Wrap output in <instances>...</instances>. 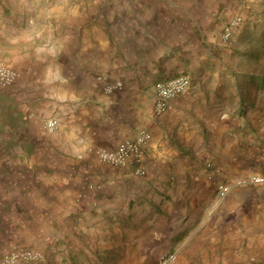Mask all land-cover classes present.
Returning <instances> with one entry per match:
<instances>
[{"label":"crops","instance_id":"crops-1","mask_svg":"<svg viewBox=\"0 0 264 264\" xmlns=\"http://www.w3.org/2000/svg\"><path fill=\"white\" fill-rule=\"evenodd\" d=\"M175 2L0 0V59L17 73L0 87V258L264 264V184L234 185L264 174V0H219L220 28L190 3L178 25ZM180 74L189 87L155 114V82ZM140 130L144 174L97 157Z\"/></svg>","mask_w":264,"mask_h":264},{"label":"built area","instance_id":"built-area-1","mask_svg":"<svg viewBox=\"0 0 264 264\" xmlns=\"http://www.w3.org/2000/svg\"><path fill=\"white\" fill-rule=\"evenodd\" d=\"M242 22L240 15H232L224 23L221 38L223 41H231L232 36ZM98 77H103L99 75ZM17 78V73L9 68L0 59V87L8 86L14 83ZM120 81L108 83L104 86L105 92H112L121 87ZM190 85L188 75L180 74L164 80H158L154 84V106L155 114H160L170 107V100L185 91ZM57 126V119L51 118L46 122V127L53 130ZM150 138V133L146 130H140L134 138L121 139L117 145L108 149L98 147L95 149L97 157L104 163L112 166L124 167L132 166L136 174L142 175L145 173L144 148ZM249 184H264V174L249 173L241 176L234 181V185L243 186ZM229 185L224 184L219 187V196L223 197ZM42 258V253L38 250L28 248H12L5 251L0 258V264H20L22 261H37ZM176 258L174 253H162L156 264H170Z\"/></svg>","mask_w":264,"mask_h":264},{"label":"rangeland","instance_id":"rangeland-1","mask_svg":"<svg viewBox=\"0 0 264 264\" xmlns=\"http://www.w3.org/2000/svg\"><path fill=\"white\" fill-rule=\"evenodd\" d=\"M219 0H176L175 4L179 7L176 12V21L180 26L186 25L187 23V4L190 3V7L192 8V18L196 22H205V18H208L212 21L213 27L220 28L222 22L226 18V14H222L221 8H217ZM224 2H230L232 0H222ZM221 12V13H220ZM179 13V14H177ZM201 24H197L198 26H202ZM201 28V27H200ZM203 28V26H202ZM181 37L187 38V33L180 34ZM192 42H198L201 37V33L198 31L191 32L189 36ZM188 37V38H189Z\"/></svg>","mask_w":264,"mask_h":264}]
</instances>
